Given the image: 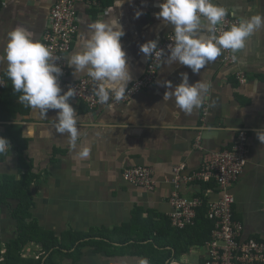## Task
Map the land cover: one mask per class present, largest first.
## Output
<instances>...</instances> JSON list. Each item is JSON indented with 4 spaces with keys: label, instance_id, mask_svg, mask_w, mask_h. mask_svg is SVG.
<instances>
[{
    "label": "crops",
    "instance_id": "obj_1",
    "mask_svg": "<svg viewBox=\"0 0 264 264\" xmlns=\"http://www.w3.org/2000/svg\"><path fill=\"white\" fill-rule=\"evenodd\" d=\"M54 1L0 0V55L8 34L17 27L27 29L40 41ZM96 1L98 5L93 7L86 1L76 5L78 32L68 55L79 50V37L87 33L90 23L111 19L105 10L113 0ZM161 2L126 0L116 10L126 33L121 45L132 76L127 89L144 75L150 59L140 53L139 46L154 39H158L159 46L174 33L173 26L154 16ZM212 2L226 8L236 23L241 17L264 16V0ZM137 11L142 12L138 19L134 16ZM202 34L212 35L206 31ZM232 54L236 57L232 65L222 62L220 55L199 74L176 63L160 64L156 78L147 88L125 101L124 97L119 101L111 98L94 110L70 101L78 117L75 148L67 133L53 132L49 137H41L40 133L55 120L56 110H49L48 117L41 119L21 104V93L13 91L6 75L7 62L0 61V79L5 83L0 89V137L11 145L10 152L0 154V184L5 179L17 180L30 170L35 177L30 187L34 200L31 218L40 227L57 236L67 231L113 232L111 244L120 247L129 235L138 234L136 239L140 240L144 232L163 228L171 212L169 198L175 189L176 166H184L182 177L193 175L212 154L231 148L237 132L244 130L248 134L247 163L232 188L233 218L243 226V239L264 240V142L256 135L258 131L264 132V26L247 38L243 49ZM167 55L168 52L163 59ZM72 71L69 68L70 81L90 78L83 74L74 78ZM239 72L246 76L245 84L237 79ZM181 73H188L189 83L200 80L211 85L205 101L191 113L177 108L173 100H163L164 93L171 89L159 86L165 80L176 86L181 82ZM27 126L32 134L24 137ZM83 147L90 148V155L80 159L77 153ZM18 149H22L20 157ZM134 166L152 168L156 181L153 192L146 193L123 179V170ZM179 194L187 199L202 198L206 203L219 196L214 182L183 180ZM8 204L0 206V259L4 245L16 236L15 222L10 216L15 202ZM202 250L192 248L181 256L179 263L203 264ZM39 251V246L31 244L25 256L37 259ZM142 260L146 259L108 257L103 252L96 253L95 247H87L81 263L141 264Z\"/></svg>",
    "mask_w": 264,
    "mask_h": 264
},
{
    "label": "clouds",
    "instance_id": "obj_2",
    "mask_svg": "<svg viewBox=\"0 0 264 264\" xmlns=\"http://www.w3.org/2000/svg\"><path fill=\"white\" fill-rule=\"evenodd\" d=\"M125 2L113 0V4L105 10V15L111 14V19H97L90 23L87 33L79 37V50L65 58L74 78L83 74L92 79L95 83L94 95L100 104H106L111 98L121 100L132 80L127 54L121 45V38L126 33L116 11ZM158 7L155 18L173 26L174 30L172 43L167 45L168 55L161 60L160 66L176 63L191 69L193 74H199L208 62L220 56L222 49L233 53L243 49L247 38L264 26V16L241 17L219 35L206 36L202 33H212L228 15L226 8L214 4L212 0H162ZM140 15L141 11L134 13L137 19ZM157 45L158 39L149 40L139 46V51L146 59L153 55L162 58L165 50ZM233 59L236 57L233 56ZM0 61L7 62L6 75L13 91L21 93V104L41 119L48 117L49 110H56L55 120L40 133L41 137H49L53 132L67 133L70 145L75 148L79 136L78 117L70 100L75 97L76 90L73 87L67 90L61 88L59 80L63 69L47 47L37 41L33 33L17 27L8 34ZM180 76L181 82L174 87L168 80L158 84L171 89L164 93L163 100H173L177 108L191 113L194 107H200L205 101L211 85L200 80L189 83L188 73H181ZM31 134L32 129L27 126L23 135L27 137ZM256 135L259 141L264 142V132L258 131ZM10 148L9 141L0 137V154L10 152ZM77 155L80 159L87 158L90 148L83 147ZM141 264H147V261L142 260Z\"/></svg>",
    "mask_w": 264,
    "mask_h": 264
},
{
    "label": "built area",
    "instance_id": "obj_3",
    "mask_svg": "<svg viewBox=\"0 0 264 264\" xmlns=\"http://www.w3.org/2000/svg\"><path fill=\"white\" fill-rule=\"evenodd\" d=\"M86 1L89 7L97 6L96 0H55L50 11L47 27L39 41L47 47L57 64L62 67L63 75L59 83L62 89L73 87L76 90L72 102H81L89 110H94L102 105L94 95L95 83L91 78H81L77 81L68 80L69 68L66 66V57L71 51L78 32L76 5ZM236 21L226 15L220 25L212 32L219 35L227 30ZM174 33L169 34L157 46L168 52L167 45L172 43ZM222 62L232 65L234 63L231 50L222 49ZM162 58L155 55L150 57L144 75L133 82L126 90L122 101L134 96L147 88L157 75V70ZM241 84L247 78L240 72L236 75ZM5 83L0 79V89ZM204 115L207 109L204 108ZM248 134L244 130L237 132L231 148L212 154L205 161L199 171L191 176L182 177L184 166L174 168V191L170 195L169 204L171 212L168 214L170 225L175 229H184L194 224L197 210L202 207V198L187 199L179 194L181 180L193 183L214 182L218 192V199L207 202L206 218L213 222L210 239L201 249L204 250L203 264H264V240L243 239V226L233 218L234 196L232 188L243 173L247 163ZM123 179L132 186L146 193L153 192L156 186L152 168L146 166L128 167L123 170Z\"/></svg>",
    "mask_w": 264,
    "mask_h": 264
},
{
    "label": "trees",
    "instance_id": "obj_4",
    "mask_svg": "<svg viewBox=\"0 0 264 264\" xmlns=\"http://www.w3.org/2000/svg\"><path fill=\"white\" fill-rule=\"evenodd\" d=\"M17 154L22 156V149H18ZM34 179L27 169L17 180L5 179L0 184V206H9L8 201L15 202L10 216L15 222L16 235L4 245L5 252L0 264H82L83 250L87 247H95L96 253L103 252L108 257H140L146 259L147 264H181V256L192 248L203 247L214 227L213 222L206 218L207 203L203 200L193 225L175 229L167 219L162 229H150L140 236V240L136 239L138 234L129 235L124 238L126 244L120 247L111 244L113 232L109 234L104 230L94 234L67 231L57 236L31 218L34 200L30 187ZM31 244L40 248L37 259L25 256Z\"/></svg>",
    "mask_w": 264,
    "mask_h": 264
},
{
    "label": "rangeland",
    "instance_id": "obj_5",
    "mask_svg": "<svg viewBox=\"0 0 264 264\" xmlns=\"http://www.w3.org/2000/svg\"><path fill=\"white\" fill-rule=\"evenodd\" d=\"M202 253H204V251H203V250H202ZM38 257H39V256H38ZM38 257H37V258H38Z\"/></svg>",
    "mask_w": 264,
    "mask_h": 264
}]
</instances>
